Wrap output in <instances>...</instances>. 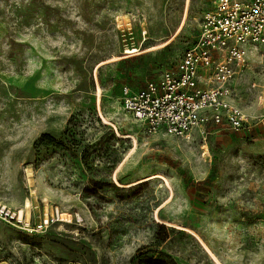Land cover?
Returning <instances> with one entry per match:
<instances>
[{
    "label": "rangeland",
    "instance_id": "1",
    "mask_svg": "<svg viewBox=\"0 0 264 264\" xmlns=\"http://www.w3.org/2000/svg\"><path fill=\"white\" fill-rule=\"evenodd\" d=\"M212 1L0 0V202L81 218L0 220V264H264V128L146 133L120 99L177 64ZM232 98L264 114L260 55Z\"/></svg>",
    "mask_w": 264,
    "mask_h": 264
},
{
    "label": "built area",
    "instance_id": "2",
    "mask_svg": "<svg viewBox=\"0 0 264 264\" xmlns=\"http://www.w3.org/2000/svg\"><path fill=\"white\" fill-rule=\"evenodd\" d=\"M264 58V0H213L200 20L193 42L174 67L143 87L121 89L123 110L140 122L146 133L163 130L187 138L207 126H225L250 134L264 128V114L251 115L232 98V81L247 64L249 54ZM67 219L55 209L33 223L21 210L0 202V220L28 234H39Z\"/></svg>",
    "mask_w": 264,
    "mask_h": 264
},
{
    "label": "bare ground",
    "instance_id": "3",
    "mask_svg": "<svg viewBox=\"0 0 264 264\" xmlns=\"http://www.w3.org/2000/svg\"><path fill=\"white\" fill-rule=\"evenodd\" d=\"M28 205H29V202H28V201H26V202H25V206H24V207H25V208H28ZM23 211H24V210H23ZM27 211H28V210H27ZM21 213H22V211H21ZM62 216H64V214H63V213H62Z\"/></svg>",
    "mask_w": 264,
    "mask_h": 264
}]
</instances>
